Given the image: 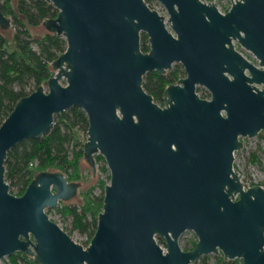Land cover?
<instances>
[{"label":"water","instance_id":"obj_1","mask_svg":"<svg viewBox=\"0 0 264 264\" xmlns=\"http://www.w3.org/2000/svg\"><path fill=\"white\" fill-rule=\"evenodd\" d=\"M47 1L57 10L41 21L65 45L45 82L0 120V258L20 250L39 264H189L212 251L264 264V180L243 186L232 166L239 136L264 128V0H229L224 10L212 0H158L165 18L145 0ZM9 23L0 9V26ZM174 61L184 73L162 102L142 74ZM71 104L87 120L79 176L39 169L20 193L9 191L6 150L46 133ZM95 152L108 180L82 244L45 207L97 177ZM184 229L196 237L189 248L177 240Z\"/></svg>","mask_w":264,"mask_h":264},{"label":"trees","instance_id":"obj_2","mask_svg":"<svg viewBox=\"0 0 264 264\" xmlns=\"http://www.w3.org/2000/svg\"><path fill=\"white\" fill-rule=\"evenodd\" d=\"M0 9L9 16L11 27L7 37L2 32L4 27L0 26L1 120L19 96L31 90L39 81L45 82L53 71L50 60L64 48L65 39L61 34L47 28L38 36H32L29 31V26L42 22L43 16L55 15L57 9L50 1L0 0ZM32 41H35L36 48L31 46ZM183 73L181 63L174 61L162 72L156 69L145 70L141 81L153 98L164 102V87ZM27 83H31L32 87L26 89ZM86 123L82 108L71 104L53 113L51 126L46 133L23 137L12 144L4 157L3 173L8 190L20 193L33 173L49 166L62 171L67 179L77 178V162L78 156L82 154V140L77 141L73 137V128L85 130ZM94 157L95 160H102L98 165L99 169L106 170L103 156L96 152ZM32 159H35V163L28 165V161ZM105 176L106 179L98 176L93 183L82 189L78 202L62 200L63 202L57 205L60 212L70 215V227L87 233L85 241L94 230L96 215L101 208L103 184L108 179V172ZM94 185L98 186L97 191L94 190ZM155 237L157 242H164L161 236ZM194 241L195 238H189L182 248L191 247ZM18 255L22 257V263L17 260ZM7 256L12 264H36L31 255L20 250L10 252ZM236 260L241 264L239 257L224 258L218 253L215 264H236ZM201 264H207L203 258Z\"/></svg>","mask_w":264,"mask_h":264},{"label":"rangeland","instance_id":"obj_3","mask_svg":"<svg viewBox=\"0 0 264 264\" xmlns=\"http://www.w3.org/2000/svg\"><path fill=\"white\" fill-rule=\"evenodd\" d=\"M213 1L217 5L219 4L220 6L225 5L228 2V0H213ZM148 3L162 10L164 14V18L166 17L167 13L164 7L162 6V4L158 0H148ZM165 24L169 28L168 22L166 20H165ZM45 30H46V27L42 22L29 26V31L32 36H38ZM2 32L7 37H9L10 32H11L10 24L2 28ZM232 42L235 44L236 40L232 39ZM31 46L36 48L35 41L31 42ZM244 51L248 53L247 55L250 54L251 56V53L247 49L244 48ZM251 59H252L251 61L253 62L256 61L255 58L252 56H251ZM30 87H32L31 83L25 84L26 89H29ZM73 134H74L73 137H75L77 141H81V140L83 141L85 138V130H83L82 128L74 127ZM239 138L242 141L241 146L233 150L235 155L232 160V166L235 172L238 174L241 181L245 183H250L254 180H264V128L259 129L256 133L252 135H240ZM95 153H93V157ZM101 161L102 160L99 158H97L96 160L94 159L95 171H96L97 177L99 176L103 179L104 178L106 179L105 173L108 172V168L106 167V170H102L101 168L99 169L98 165L101 163ZM46 169L52 170L56 168L49 166ZM96 178L90 181L89 184L93 183L96 180ZM93 188L96 191L98 190V186L96 185H94ZM82 189L83 188H81L77 184L75 192L69 198L63 201L78 202L81 198ZM63 201L59 200V203L49 207L48 209L45 207L46 212L48 213L49 217L54 219L63 229H65L71 235L73 239L81 242L82 244H85L87 242L85 241L87 233L78 231L76 228L70 227V215L63 214L62 212L58 210L57 205H59ZM189 238H196L194 232L191 229H184L177 237L180 247H182V245L185 242H187ZM218 253L220 252L209 251V252L200 254L197 258L193 259L192 261H189V264H201V258H203L207 264H215L216 256L218 255ZM7 255L8 254L1 256L0 264H12L10 258H8ZM17 260L20 263H22L23 261L22 257H20L19 255L17 256ZM236 264H238V260H236Z\"/></svg>","mask_w":264,"mask_h":264},{"label":"built area","instance_id":"obj_4","mask_svg":"<svg viewBox=\"0 0 264 264\" xmlns=\"http://www.w3.org/2000/svg\"><path fill=\"white\" fill-rule=\"evenodd\" d=\"M213 1V0H212ZM228 4H229V0H228V2L225 4V5H219L218 4V6L222 9V10H224L227 6H228ZM237 43V42H236ZM236 48L245 56V57H247L248 59H250V60H252L251 59V56L252 57H254L252 54H251V56H250V54L249 55H247L248 53H246L245 51H244V48L241 46V45H238L237 44V46H236ZM35 163V159H32V160H30V161H28V165H33ZM241 180V179H240ZM242 182V184H243V186H245V185H247V184H249V183H245V182H243V181H241ZM57 203H59V201L57 202ZM155 239H156V237H155ZM157 241V240H156ZM159 244H160V246H161V248L162 249H164V242H158ZM36 264H39V263H37L36 262Z\"/></svg>","mask_w":264,"mask_h":264},{"label":"flooded vegetation","instance_id":"obj_5","mask_svg":"<svg viewBox=\"0 0 264 264\" xmlns=\"http://www.w3.org/2000/svg\"><path fill=\"white\" fill-rule=\"evenodd\" d=\"M162 6H163V5H162ZM237 44H238V43H235V44L233 43V45H234L235 48H236ZM238 45H239V44H238ZM236 49H237V48H236Z\"/></svg>","mask_w":264,"mask_h":264}]
</instances>
